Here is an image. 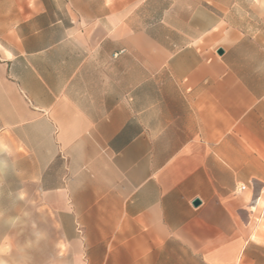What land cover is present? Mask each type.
Returning <instances> with one entry per match:
<instances>
[{"label":"crops","instance_id":"0c3cea01","mask_svg":"<svg viewBox=\"0 0 264 264\" xmlns=\"http://www.w3.org/2000/svg\"><path fill=\"white\" fill-rule=\"evenodd\" d=\"M6 25L0 185L10 160L44 201L43 264H264V0H0Z\"/></svg>","mask_w":264,"mask_h":264},{"label":"rangeland","instance_id":"374dc122","mask_svg":"<svg viewBox=\"0 0 264 264\" xmlns=\"http://www.w3.org/2000/svg\"><path fill=\"white\" fill-rule=\"evenodd\" d=\"M10 27L0 26V30ZM5 179V187L0 185V255L4 264H43L51 257L56 263L61 234L45 231L51 228L53 218L44 215V201L29 200L30 193L35 197L33 186L14 185L16 177L10 160L6 162ZM38 233L43 235L39 241Z\"/></svg>","mask_w":264,"mask_h":264},{"label":"clouds","instance_id":"9594fccd","mask_svg":"<svg viewBox=\"0 0 264 264\" xmlns=\"http://www.w3.org/2000/svg\"><path fill=\"white\" fill-rule=\"evenodd\" d=\"M3 150L4 151H9V149H7V148H3ZM11 154V153H10ZM43 238V235L42 234H40V233H38L37 234V241H39L40 239H42ZM0 264H4V262L3 261H0ZM21 264H24V262H21Z\"/></svg>","mask_w":264,"mask_h":264},{"label":"built area","instance_id":"2783aa9c","mask_svg":"<svg viewBox=\"0 0 264 264\" xmlns=\"http://www.w3.org/2000/svg\"><path fill=\"white\" fill-rule=\"evenodd\" d=\"M246 190H247V187L243 185V186H240L236 189V193L241 194V193L245 192Z\"/></svg>","mask_w":264,"mask_h":264},{"label":"water","instance_id":"95a60500","mask_svg":"<svg viewBox=\"0 0 264 264\" xmlns=\"http://www.w3.org/2000/svg\"><path fill=\"white\" fill-rule=\"evenodd\" d=\"M220 53H222V51H220ZM200 202L197 200L195 201V205H198Z\"/></svg>","mask_w":264,"mask_h":264}]
</instances>
